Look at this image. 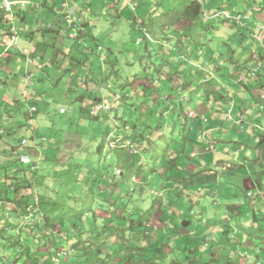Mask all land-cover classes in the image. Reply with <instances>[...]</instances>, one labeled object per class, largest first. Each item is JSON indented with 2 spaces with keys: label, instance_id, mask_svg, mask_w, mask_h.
I'll return each mask as SVG.
<instances>
[{
  "label": "rangeland",
  "instance_id": "obj_1",
  "mask_svg": "<svg viewBox=\"0 0 264 264\" xmlns=\"http://www.w3.org/2000/svg\"><path fill=\"white\" fill-rule=\"evenodd\" d=\"M31 1L33 6L36 0ZM133 1V3L136 4V8L139 7L138 12L140 13L143 12V9L145 10V8L148 6V4L144 3L143 1ZM149 1L151 6L148 7H151L150 9L152 10V15L157 16L159 15L160 11L166 10V17L169 20L174 17V12L172 14L173 7H180V5H178L179 3H185V0ZM199 1L202 3L203 10L208 14L220 10L222 7H226L229 12L234 14H237L239 11L242 12L245 18L244 20L246 22V26H239L238 23L230 22L229 20L222 21L223 17L219 16L215 17V19L212 21L209 20V22L206 20L205 25L200 23L197 28L193 26L195 29L189 28L188 33L190 35L185 37L183 35L185 29H182L180 24L175 25L176 34L174 37H171L170 42L174 43V45L177 42L183 43L182 49L184 50L179 48L178 53V51L174 49L173 45L171 46L170 44L166 43V54L168 55L169 59L173 60L174 63H176V65L180 68H189L182 61L183 59L180 55V53H182L184 59L187 62L190 59L192 64H200L202 67V69H200V67H192V70L188 71L187 75L190 77V80H188L186 88L181 91V96H183L182 101L179 100L178 94H174L175 91L170 89L162 91L161 98L157 97L159 92H157V88L154 87L157 85L156 81L151 82L146 79H134V74L142 69V59H139V55L144 51V38L140 34V31H137L131 26L130 19L128 18L131 10L126 8V6L123 8L125 5L124 1L119 2V5L123 8L122 15L117 19H114L115 16L110 17L111 19H109L107 18L109 14L107 11L110 12L108 6L110 1L84 0L81 2V0H77V3L82 4L85 7L89 6L91 9L93 8L92 13L88 17H91L92 21H90L95 23V26L100 30V33L95 34L96 40L90 39V41H87L86 38L85 42L82 43L81 46L76 44L78 51L77 48L74 47V52L78 55L83 54V57H80L79 61H72V63L70 61L71 56L67 54V48L77 39L69 38V36H78L82 38L85 36L84 34H86V29L80 30L79 32L77 28H73L70 25L63 24L62 22L61 25H59V20L63 21L64 19L62 12L59 11L58 17L52 13L50 14L49 12L48 16L46 17L48 20L45 18L43 19L49 24L48 30L45 29L46 31H43V29L40 30L38 28L36 29L38 31L35 32V35L33 30L24 36L23 32L26 31H24L25 29L21 27L19 20L16 19L15 24L18 28L20 27V36L17 39L19 54L16 55L14 52L13 56L17 57V60L19 61H14V58L11 57L12 55L10 56V52H3V56L0 59V65H3L6 62H15L13 63V66L11 65L12 70H14L15 73L14 75L13 72H10L8 69L2 70L3 73L0 75L2 77H6L7 75L8 77L6 80V86L3 83L0 85V97L3 99L7 98L9 99L8 102H10L6 110L3 108L0 109V186L3 185L2 183L6 177V174H8L10 177H6L5 184L11 181L18 182L22 179L24 171L21 169L15 170L12 167L19 166L20 164L18 161V153L23 150L20 144V138L32 140L30 139V126H32L35 128V132H38L39 136L44 138L45 145L44 148L41 146L39 147L41 152V160L39 161L38 178L33 181L32 188L37 194L41 193V196L45 200L44 208H48L50 213L54 215L61 214L62 209L59 210V208L62 206H71L75 209H81L84 203L89 205H91L93 201H96V203H101L102 198L106 197V194H102V189L105 186L107 189H112V187H114L116 184H121L123 186L122 191L125 192L126 190L132 192V190L135 188L131 197L123 199L124 196L121 197V195H118L117 197L112 196L113 200L116 201V204L114 205L118 206V208H124L122 202L123 199L126 202V207L130 205L132 206V209L135 211V213L146 215L147 210L152 207L153 201L157 199V197L158 199L155 204H159V201L162 199V196L164 197L166 195V192H159V190H156L155 192L158 193L157 195L155 192L150 194V190L154 186H166L164 179H166L168 175H171V163L167 166L165 165L167 167V173H164L165 177L161 181V184L160 178L153 176V170L151 168L155 165V159H160L158 162L160 163L163 156L159 157V155H161L163 151L166 154L167 150L170 152L174 149L177 151V148L180 150L183 149L186 136L188 135V131L186 130L188 125L185 122V119H189L188 117L190 110L198 107L197 103L202 101V93H199L200 89L197 90L200 80L207 79L210 84H213L208 85L207 83L202 82V84H205L204 86L206 87H202L204 92L206 89L208 91L209 86H214L215 88H217L216 86L219 85L225 86L226 80L224 79L227 77L228 80L230 79L231 81H236L238 78L243 76L242 74L244 71H247L246 65L248 62L253 61V67L257 65V63H254V59H250L247 56L252 54L254 55L259 50L264 52V47L260 45V35L251 34L252 39L251 35L250 37L247 35L248 28L254 27L253 21L258 19L256 14H262L259 12V8H257L259 5H261L260 3L262 0ZM45 2L46 3L34 5L33 7L29 5L27 8L23 9L25 10L23 13L27 12L26 15L29 22L33 23L36 16L40 18L41 16H46V7L48 8V6L54 8L52 11L58 10L59 4H57L56 0H47ZM255 2L258 5L257 7H254L256 5ZM68 5L70 9L75 8L73 4ZM56 6L58 7L56 8ZM28 9H30V11H27ZM154 9H157L156 12H153ZM32 10L35 14L31 12ZM2 12L3 11L0 9V16L3 15ZM21 15L22 12L19 16ZM77 15L79 17L78 20L80 22H84L86 14L81 11V13ZM95 17H97V19ZM143 17L145 18V22L150 21V18L148 19V17H145V15ZM203 17L204 16L202 15L201 18ZM207 17L208 16H205L204 18ZM2 19L4 20L5 17L2 16ZM210 22H212V24ZM50 27H52V30ZM242 28V34L247 36L244 41L240 37V29ZM263 28L264 27L260 29L264 31ZM31 35V40L33 39V42H26L25 38H28ZM89 36L91 38L90 34ZM44 37L47 38L45 39ZM183 37H185L186 40L192 39L193 41H199L200 39L199 42H201L202 45L200 46V44L197 43L192 44V42L190 44V42L188 40H184ZM53 38L59 39L60 43L57 44L58 48L61 47L66 50V55L61 53L57 60H55L57 48L55 50H50L48 55H46L45 52L53 42ZM137 40H139L142 45H136L135 41ZM62 43L63 45L61 46ZM64 44L66 49L64 48ZM241 44L243 47H241ZM22 45L30 48L27 50L24 49L25 51L23 50L25 52L24 54H26L24 56L20 52L22 50ZM32 49L38 55H42L45 52L44 60L41 58H35L33 56L35 54L30 55V53L33 52ZM160 49L162 50L161 47ZM187 49L188 52L186 51ZM190 49L192 50V54H190ZM173 50L176 52H173ZM137 51H139L138 54H136ZM7 56L9 58H6ZM219 57L221 62L218 60ZM158 62L159 61H157V63ZM7 63L6 65L8 66ZM111 64H113L115 70H118L117 76L112 75L109 80H106L105 85H102L104 87L110 86L112 88L111 90L108 89L107 91H104L102 86L97 87L93 80L87 81V83H89L88 85L92 87L90 91L92 94L96 93V95L98 94V96H100L103 92V95L110 100V106L112 108L111 115H115L116 111L120 114H124V118L128 121V124L125 127L120 121H117L114 116H112V119L110 117V113H108L109 117L101 114L99 119L96 120L90 119L87 116H81L79 106H77V102L74 101L77 95L85 93L86 88L83 85V80L85 78H82L84 72H89L91 70V72H94L96 75H98L100 71L108 72V70H110ZM58 66L60 68L62 67L64 70L65 67L71 68L74 66L75 68L73 67L69 69V71H73L75 76H72V73L69 74L68 72V74L65 76V79L60 78L61 76L59 75L61 72L58 71V76L55 73V69H60H58ZM190 72H193L192 75H190ZM17 73L18 75H16ZM222 74L225 76V78H223ZM179 77L181 76H178L177 78ZM1 78L0 82H2ZM182 79L184 78L182 77ZM76 82L79 83L78 87ZM217 82L220 83L216 85ZM140 83H144L150 87L148 90V96H145V94L138 91ZM171 83H173V81ZM69 84L71 85L68 86ZM34 88H36V93L35 91H31ZM95 88H97V91ZM171 91H173V94ZM124 92L128 94L127 99L119 100V102L118 100H114L116 95L118 97L122 96ZM169 94L172 96L170 97ZM217 95V97L223 98V96H220V94ZM236 95L237 96L234 97V101L236 102V105H238L237 101L241 100L239 95L242 94L241 92L237 91ZM30 96L33 98L39 108V111L32 117V119H29L25 115V111H28V105L24 103L26 102L24 99L31 98ZM152 97H154V102H152ZM16 100H19V103H17ZM88 101L89 99L87 98L82 103L87 104ZM174 102L177 104V106L176 104L174 105ZM61 106L66 107V112L63 114L58 113V109ZM160 106H164L162 114H160ZM174 106L176 107L173 109ZM181 107L183 108L181 109ZM238 108L240 107L236 106L235 110H238ZM246 111L247 115H250L253 110ZM138 115L141 116L139 117ZM134 120L136 128H132ZM228 124L229 123H226L224 125L229 126ZM150 125L152 126L153 130L148 131L150 130ZM133 129L135 130L133 131ZM106 130L110 131L111 133L108 137H106ZM129 133L135 134L136 136L141 135L142 138L144 137V139L148 138L150 135V141H153L151 144V150L148 153L149 157L143 156V160L141 158H134L136 164L134 168H137L139 163L144 161V165L141 166V169H143V171H141V175L134 178V180H130L131 178L129 173L131 170L129 166L133 164V162H131L133 157L126 155L127 152L124 154V151L118 147H116L114 150L109 148L111 140L118 143V140L121 139L120 135L124 136V134ZM252 140L253 139L251 138V141L249 142L251 145H253ZM103 142H105V145L102 152H100L97 147ZM13 146L16 147L15 151L12 148ZM188 149L190 150L189 147ZM108 155L109 158L107 157ZM254 161L255 160L251 158V160L247 162H250V164L253 165ZM158 163L156 166H159ZM3 166L7 167L6 171ZM116 167L122 170V175L115 174L114 168ZM15 168L17 169L18 167ZM247 168L248 170L250 168L248 164ZM163 169H161V173L163 172ZM247 172L254 178V182H256L258 181L257 178L262 176L264 169H262L261 172L258 171L256 173H253V171ZM173 176L169 178H174ZM96 177H99V181L97 180V182H93ZM110 177L115 178L113 184H107V180ZM148 179L150 182H153V180L157 181L158 179L157 182H159V184H147ZM222 185L220 193L224 192L225 185L230 186L229 184ZM23 190H25V188H23L22 191ZM91 191L93 194L90 193ZM87 192L90 193H88L89 196H87ZM204 192L205 193L202 196L195 198H198V201L203 200L204 197L208 195L206 191ZM9 195L11 196L12 193H9ZM219 198L221 201H217L216 205L212 206V213H210L209 216H216L217 221L221 219L220 221L222 223H226L227 218L226 209L224 207L225 204L222 200L223 197L219 196ZM192 199L193 202L196 201L194 197ZM206 200L210 201V205L213 204L211 200L205 198L204 201ZM162 201H165V199ZM0 202V206H4L5 209L10 207V203H8V201L3 200ZM189 203L191 202L189 201ZM92 208L94 212H98L97 209L91 206V209L87 210V215L78 217L69 216V218H72V221L80 222L81 224L89 226V223H92L94 219ZM5 209L4 211L7 212L8 209ZM186 209V218L192 221L196 228L188 229L182 227V229L188 230L197 236V239L194 238L193 240L188 238L191 239L188 241V245H194V240H196L195 242H198L199 244L200 242H203L205 239V234L209 232L208 227H210V225L207 215L204 212L199 213L200 209L198 210L197 206L187 204ZM159 210H161V208L157 209L155 215L152 216L148 221L141 223V226L136 224L134 235H132V231L126 232V234H124V237L126 238L118 239L119 241L125 242V245L118 243V241L114 243L115 246H119L118 250L120 251L118 254L114 253L115 255L112 253L110 254L112 246H114L111 245L110 238L113 236V233L110 231L109 227L105 226V224L99 221L100 219L97 220L96 229L98 232V240L102 242L100 253H98V258L101 260L108 257L111 259L109 264H116L124 255L129 253V251L126 250V246L128 244L137 246L136 244L140 243L139 238L142 237L141 232L143 229H149V232L157 233L158 229L166 226L167 222L164 219H161V216L158 217V219L155 218L156 216H159ZM199 214H201L202 218L204 219L203 226L199 221ZM0 219L4 221L3 223L16 221L12 215H3V217L0 216ZM173 219L174 218H171L170 221ZM114 222L115 219L111 221V224H114ZM215 223L214 225H216ZM234 223L235 222L233 221L231 226H234ZM226 224L228 225V223ZM24 226L25 225L22 226V231H28L29 228ZM144 226H147V229L144 228ZM72 227V225L71 227H68V230H70ZM54 229H56L55 226ZM174 230L181 232L179 229ZM54 232L55 234H58V232ZM72 233L73 231H69L70 235H72ZM34 235L40 240L44 238L43 235L45 234L36 233ZM36 237L34 240L37 239ZM133 238L136 239L134 240ZM25 239L26 238H24V242L27 241V239ZM2 240L6 241L4 238ZM5 244L6 242H0V255H2V257L0 256V264H37L38 258L35 256L25 262V257L18 255V250L12 249ZM23 245L25 246L27 243H24ZM29 245L32 246L34 250H40V245L38 243L30 242ZM61 246H63V248L67 247V239L61 240V242L58 244V247ZM164 246L166 245L164 244L163 248ZM246 250L249 251L250 258H252L253 254L255 255L258 253L252 252V248H246ZM259 256V260L264 264V253L260 254ZM81 259L82 258L79 257L77 258V261H81ZM223 263L224 262H218L217 264Z\"/></svg>",
  "mask_w": 264,
  "mask_h": 264
},
{
  "label": "crops",
  "instance_id": "obj_2",
  "mask_svg": "<svg viewBox=\"0 0 264 264\" xmlns=\"http://www.w3.org/2000/svg\"><path fill=\"white\" fill-rule=\"evenodd\" d=\"M140 1L143 0H139V2ZM255 4V6H252L257 7L258 5L256 2ZM260 4L261 5L257 8H259V12L262 14H256L258 19L253 21L254 27L248 28L247 35L250 37L251 34H258L264 42V32L257 26H264V0H262ZM57 7L58 6H56V8ZM30 9L27 11H30ZM52 9L54 8L51 6H48V8L46 7V16H41V18L36 16L33 23L27 20V12L23 13L24 17L20 19L21 27L26 31L23 32V35L25 36L33 30L35 35V32L38 31L36 29L39 28L41 30L45 25L49 27L48 22L43 19L45 18L48 20L46 17L49 12L57 17L59 15L58 10L52 11ZM31 12H33V10ZM117 18L118 17H115L114 19ZM84 22L85 23L81 26V30L89 29L91 22L89 20ZM58 24L61 25L60 20ZM50 28L52 30V27ZM92 31L95 34L100 33V30L97 27ZM242 31L243 28L240 29V37L244 41L247 36L242 34ZM31 38L32 35L25 38V41L31 43L33 42V39L31 40ZM44 38L46 39L47 37ZM83 38L82 43H84L86 39L85 37ZM57 39L53 38V42L50 46L48 45L49 47L45 51L46 55H48L50 50H55L57 48L55 60H57L61 53L66 55V50L57 47V44L60 43L59 39L58 41ZM62 45L63 43L61 46ZM74 47L75 43L67 48V54L69 55V53H71V61H76V58L80 59V57H83V54L78 55L74 52ZM241 47H243L242 44ZM64 48L66 49L65 44ZM12 49V51H9L10 56L12 55L11 57L14 58V61H19L17 60V57L13 56L14 47ZM24 49L27 50L30 48L22 45V53H25ZM32 51L33 52L30 53V55L35 54L33 55L35 58H41L44 60L45 52L42 55H38L33 49ZM2 56L3 53H0V59ZM247 57L254 59V63H260L262 59H264V52L259 50L254 55L252 54ZM6 58L9 57L7 56ZM218 60L221 62L220 57ZM6 63L0 65V75L3 73L2 70L5 69L13 72L14 75L15 73L14 70H12L11 65L13 66V63L15 62L7 63L8 66ZM246 67L247 71H244L242 74L243 76L236 81L228 80L227 77L224 79L226 80L225 86L219 85L216 86L217 88L209 86L208 91L199 92L202 93V101L197 103L198 107L191 109L193 110L192 117L194 120L190 121L193 125L190 126V128L192 129L194 136L191 145H189L190 150L189 152L182 154L179 161H173L170 165L171 168L178 171V177L176 176V178H172L171 183H169V179L168 183L166 182V186H154L150 190L151 192L149 191L150 194H153L156 190H159V192H166V195L164 197L162 196L159 204H155L158 199L157 197V199L153 201L152 207L150 206L151 208L145 212L150 219L155 215L157 209L161 208V210H159V216H156L155 218L158 219V217L161 216V219H164L167 222V225L164 224L165 222L162 220L164 222L163 224L166 226L158 229L157 233L149 232V229L142 230V233L144 232L150 235L146 241L149 238L152 241L154 236H156V238L162 236V243L163 245H166L163 248L166 258L162 260V264H217L218 262H224L223 264H263L259 260V255L264 253V172L261 177L259 176L257 178L258 181L254 182V178L249 175L247 171H253V173H256L258 171L261 172L262 169H264V82L258 77H253V75L249 73L250 69L253 67V61L248 62ZM59 68L60 67L58 66V69ZM58 71L61 72L59 76L64 79L68 72L69 74L72 73V75H75L73 71L64 70L62 67L59 70L55 69L56 75L58 74ZM86 73L88 72H84V74ZM16 75H18V73ZM222 76L225 78L223 74ZM1 77L2 76H0V78ZM7 79V75L6 77H2L0 85L3 83L6 86ZM83 81V85L87 89H85V91H88L90 86L86 80ZM76 83L75 84L78 87L79 83ZM217 83L219 84L220 82ZM70 85L71 84L68 86ZM35 90L36 88L31 91L34 92ZM237 91L242 94L239 95L241 100L237 101L238 105H236V102L234 101V97L237 96ZM217 94H220L223 98L217 97ZM8 100L9 99L7 98L3 99L0 97V109L8 108ZM232 101H234L232 109L233 120L230 121L226 110L232 105ZM76 104L80 108V101ZM260 104L263 105L262 108L259 107ZM236 106L240 108L235 110ZM246 110L253 111L250 115H247ZM226 123H229V126H225L224 124ZM254 124H260L263 131L254 126ZM251 138L253 139V145L249 143ZM40 142H42L41 147L44 148V140ZM38 151H40V149ZM251 158L255 160L253 165H251L250 162H247L250 161ZM247 164L250 167L249 170ZM194 172L200 173L192 179L195 180L200 178L201 180H204L206 184H199L197 183V180H195V183L197 184L194 182L192 184H185L187 178L191 177V174ZM222 184H229L230 186L225 185L224 192L220 193L221 187L223 186ZM134 189L132 190L131 195H133ZM111 190L116 191L111 195V197H115L117 196L118 191L122 192L123 186L121 184H116ZM204 191H206L208 195L204 197L203 200L198 201V198L195 197L202 196L205 193ZM156 194L158 195V193ZM219 196L223 197L222 200L226 209V223H228V225L222 223L220 221L221 219L217 221L216 216H209V214L212 213V206L216 205L217 201H221ZM193 197L196 200L195 202H193ZM205 198L211 200L213 204L210 205V201H204ZM164 199L165 201H162ZM189 201L191 203H189ZM187 204L197 206V209H200L199 213H206L208 218L210 225V227H208L209 232L205 234V239L199 244L194 240V245H188V241L191 239L193 240L194 238L197 239V236L188 230L182 229V227L188 229L196 228L192 221L186 218L185 213L187 211ZM126 208L132 211H129V214L134 221L133 225L138 224L141 226V223H144L143 220L146 215L135 213L130 205ZM171 218L174 219L170 221ZM199 218V221L203 226L204 219L201 214H199ZM233 221L235 222L234 226H231ZM116 222H119V219H115V224H118ZM214 223L216 225H214ZM145 228L147 229V226H145ZM173 228L179 229L181 232H177ZM136 245L140 246V244ZM116 247L118 250L119 246L117 245ZM246 248H252V252L258 253L255 255L253 254L252 258H250L249 251L246 250ZM139 250L142 251L141 248ZM118 252L119 250L116 251V253ZM159 262H161V259Z\"/></svg>",
  "mask_w": 264,
  "mask_h": 264
},
{
  "label": "trees",
  "instance_id": "obj_3",
  "mask_svg": "<svg viewBox=\"0 0 264 264\" xmlns=\"http://www.w3.org/2000/svg\"><path fill=\"white\" fill-rule=\"evenodd\" d=\"M45 1L47 0H36L34 4L35 5L43 4V3H46ZM119 2L121 1L111 0L109 2L108 6L110 9V12L107 11L109 13L107 18L111 19L110 18L111 16L120 17L122 15V11H123L122 9L125 7V5L122 8V6L119 5ZM143 2L148 4V6H151V3H149L150 2L149 0H143ZM178 5H180V7L179 6L173 7L172 14L174 12V17H172L170 20L167 19L166 17V13H167L166 10L160 11L159 15L155 16V15H152V10L150 9L151 7H148V6L145 8V10L143 9L144 13L138 12L139 11L138 10L139 7H138L137 8L138 11L131 12L128 17L130 19L131 26L135 28L137 31H140V34L144 38V44H143L144 51L143 53L139 55V59H142L141 61L142 69H140L139 72L134 74L135 76L134 79H138V80L146 79L151 82L156 81L157 85L154 87L157 88V92H159L157 97H160V98L162 97V94H161L162 91H166L169 89L175 91L174 94L175 93H177L178 95L179 93L181 94V91L186 88L188 80H190V77L187 75L188 71H191L192 67H196L193 64H191L190 60H188L187 62L184 59V56L182 55V53H180L183 59L182 61L189 68H186V69H184V67L180 68L179 66L176 65V63H174L173 60L169 59L168 55L166 54V43L170 44L171 46L173 45L174 49L178 51V53H179V48L180 49L183 48V43L177 42L174 45V43L170 42L171 37H174V35L176 34L175 25L180 24L181 28L185 29L183 32V35L185 37L186 36L188 37L190 35L188 33L189 28H192V29L194 27L197 28V26L200 23L201 24L203 23V25H205L206 20L208 22L209 20L211 21L213 20V19H205L204 17L201 18L204 11L202 7V3L199 0H185V3L182 2V3H179ZM156 10L154 9L153 12H156ZM23 11L25 10H19V11L14 12V21L17 19L20 22V19L24 17ZM21 12H22V15L19 16ZM2 14H3L2 16L4 17V11L2 12ZM136 15L137 17H139L140 20H137ZM144 15L145 17H148V19L150 18V21L145 22V18L143 17ZM2 16H0V35L5 36L8 33L9 25L6 24L5 19L4 20L2 19ZM222 21H226V20L223 18ZM72 23L80 32V30L82 29L81 26L83 24H80L77 21L72 22ZM210 23L212 24V22ZM44 27L42 28L43 31H46L45 29L47 30L49 29V27L46 25ZM95 27H96L95 23L91 22L89 29H87L86 34H84L85 35L84 37L87 38V41H90V39L96 40L95 38L96 35L92 31ZM89 34L91 35V38ZM146 34H149L150 38L146 37ZM185 37H183L184 40H186ZM79 38L80 37L76 38L77 40L74 42L75 47H76V44L80 46L82 45V41L84 38L83 37L80 39ZM187 40L190 42V44L192 42V44L197 43V44H200V46L202 45L201 42H199L200 39L199 41H193L192 39H187ZM139 45H142V43L140 42ZM160 47L162 48V50L160 49ZM175 50H173V52H176ZM186 51L188 52V49ZM86 53H89V52H86ZM138 53L139 51L136 52V54ZM15 54H19V53L15 52ZM190 54H192L191 49H190ZM69 55L71 56V53H69ZM76 61H79V59L76 58ZM157 61L159 62L157 63ZM73 67L74 66H72L71 68ZM71 68L65 67V70H69ZM117 71L118 70L117 69L115 70V67L113 66V64H111L110 70H108V72L100 71L99 74L96 75L94 72H91L90 70L88 73L83 74L82 78L83 79L85 78L84 80L86 81L93 80L96 86L100 87L102 85H105L106 80L107 79L109 80V78L112 75L117 76V73H118ZM192 73L193 72H190V75H192ZM178 76H181V77L177 78ZM182 77L184 79H182ZM201 80H204V79H201ZM172 81L173 83H171ZM205 83H207L208 85L210 84L208 81H205ZM139 85L140 86L138 87V91L145 94V96L146 95L148 96L149 95L148 90L150 89V87H148L144 83H140ZM210 85H213V84H210ZM202 87H205V86H203V84L200 83L197 87V90L200 89L201 91H204ZM91 88L92 87H90V89L84 94L77 95L74 101L75 102L80 101L79 111L81 113V116L83 117L87 116L90 119L96 120V119H99L100 116L92 117L90 116L89 111H90L91 105L94 102L98 101L100 97L98 96V94L96 95V93L92 94V92H90ZM108 89L111 90L112 88L110 86H106L104 88L105 91H107ZM95 90L97 91V88H95ZM205 91H207V89ZM87 98L89 99L88 103L87 104L82 103ZM127 98H128V94L124 92L122 96H119L118 102L119 100H124ZM151 99H152V102H154V97H152ZM16 101L17 103H19V100H16ZM24 101H26L24 103L27 104L28 107L30 106L35 107L34 111H29V108H28V111H25V115L29 119H32V117L39 111V108L32 97L25 98ZM9 103L10 102H8V105ZM175 104L176 103L174 102V105ZM176 106H174L173 109ZM159 108L161 109L160 114H162L164 106H160ZM4 109L6 110L7 108H4ZM138 116L140 117L141 115H138ZM114 117L117 119V121H120L124 127L128 124V121L124 118V114H120L116 111V114L114 115ZM135 126L136 125H135V120H134L132 124V128H136ZM149 128L150 130L148 131L153 130L151 125ZM30 129H31L30 139H33L35 137L42 138L39 136L38 132L37 133L35 132L34 127L30 126ZM134 130L135 129H133V131ZM109 134H110V131L106 130V137ZM20 140H22V138H20ZM125 140L129 141L130 142L129 144H135V142L142 144L143 141L145 140L146 144L145 145L143 144L138 149H141L143 153H146L147 151L151 150L152 141H150V139H144V137L142 138L141 135L136 136L135 134H130V133L124 134L123 141ZM104 145H105V142L100 143L97 149L100 152H102ZM38 146L39 147L42 146V142H40ZM12 148L15 151L16 147L13 146ZM22 149L23 150H21L18 153V161H19V155L21 153H27L34 157H36V154L38 153L41 154V152L38 151L40 148L38 150L35 149V146H33L32 143H28L25 146H22ZM121 149L122 151H124V154L125 152H127L126 155H130L133 157L131 161L133 162V164L129 166V168L131 169L129 171L130 178H132L134 175L139 177L141 175V171H143V169H141V166L144 165L143 164L144 161L140 162L137 168H134L136 165L135 159L137 158L138 153L132 152V149H130L131 151L125 150L123 148ZM19 163H20L19 166H15V167H18L17 169L15 167H12V168H14L15 170L21 169L24 171V175L22 179L18 182L11 181L5 184L6 177H10L8 174H6V177L2 183L3 185L0 186V201L4 200L10 203V207L6 208L8 209L7 212L4 211L5 209L4 206H0V216L3 217V215L4 216L12 215L14 219L16 220L13 222L3 223L4 221L0 219V239L4 238L6 240V241H3L1 239L0 242H3V243L6 242L5 244L6 246H9L12 249L18 250V255L24 256L25 262H27L28 260H30L32 257L35 256L36 258H38L37 264L38 263L39 264H54L50 260L52 252L63 249V246L58 247V244L61 242L62 239H67V247L64 248L65 249L64 251L66 252V254L61 259L62 263L64 264H109L111 259H109L108 257L101 259V260L98 258V255H99L98 253H100V248L102 245V242L98 240V232L96 229V221L99 219H100L99 221L105 224V226L109 227L110 231L113 233V236L110 237L111 245H114V243L117 241L118 243L125 245V242L119 241L118 239L126 238L124 237V234H126V232L132 231L133 233L132 235H134L135 225H133L134 221L132 220V216H130L129 214V211L131 210L126 208V205H125L126 202L123 200L127 197L132 196L131 195L132 193L129 192L128 190H126V192L125 191L117 192V196L118 195H121V197L124 196V198L122 199L123 206H124L123 209L118 208V206L114 205L116 204L115 203L116 201L113 200L111 195H113L116 191L111 190V189L109 190L105 186L102 189V194L103 193L106 194V197L102 198L101 203H96V201H93L91 205L84 203L81 209H75V208H72L71 206H62L61 208H59V210L62 209V213L58 215H54L49 212L48 208H44L45 200L41 196V193L35 194L32 188L33 181H35L38 178L39 166L34 165L35 162L29 163L26 165L20 161ZM3 167L6 171L7 167L6 166H3ZM197 175L193 174L192 176L196 177ZM97 180L99 181V177H96L95 180H93V182H97ZM195 180H197L198 181L197 183L199 184L204 183V180H201L200 178L199 179L197 178ZM195 180L191 178L187 181L186 184H192L193 182L195 183L196 182ZM107 184H110L108 180H107ZM160 186L158 185V187ZM23 188H25V190L22 191ZM9 193H12V195L10 196ZM88 193L89 192H87L86 194ZM90 193L93 194L92 191ZM89 194L87 196H89ZM36 200L38 201L37 206H35ZM4 205H5V202H4ZM29 205L31 206L33 205L32 210H31L32 212L31 217L25 218L26 214H28L26 211ZM91 206L97 209L98 212L97 213L94 212L92 208L94 219L92 223H89V226L85 224H81L80 222L72 221L71 220L72 218H69V216L78 217L82 215H87L88 213L87 210L91 209ZM117 218H119L118 224H115V222L114 224H111V221ZM148 220H149V217L146 215L143 222H146ZM19 223H23V225H25L24 227L29 228L28 231L26 232L22 231L23 225L20 226ZM71 225L74 228L72 227L70 230H68V227H71ZM54 226L56 227V229H54ZM54 231L58 232V234L57 233L55 234ZM69 231H73L72 235L69 234ZM36 233L38 234L44 233L45 234L43 235L44 238L39 240V238L34 235ZM132 235H131V238H132ZM35 237L37 239L34 240ZM148 237H150L149 234L143 232L142 237L139 238L140 246H135V245L132 246L128 244L126 246V250H128L129 253L124 255L119 260V262H117L116 264H162V260L166 258V255L163 251V243H162V238H161L162 236L160 238H156V236H154L152 241L150 238L146 241ZM24 238L27 239L26 242H24ZM30 242L38 243L40 245V250L38 251L34 250V248L29 245ZM24 243H27V245L24 246L23 245ZM116 248H117L116 246H114V248L112 246L110 254L111 253L118 254L120 251L116 253V251H118ZM140 248L142 249V251L139 250ZM0 256L2 257V255ZM79 257L82 258L81 261H77V258ZM160 259H161V262H159Z\"/></svg>",
  "mask_w": 264,
  "mask_h": 264
},
{
  "label": "clouds",
  "instance_id": "obj_4",
  "mask_svg": "<svg viewBox=\"0 0 264 264\" xmlns=\"http://www.w3.org/2000/svg\"><path fill=\"white\" fill-rule=\"evenodd\" d=\"M58 3L57 4H59V8H58V12L60 11V12H62V14H63V21H61L63 24H67V25H70L71 27H73V28H76L75 26H74V24L72 23V22H75V21H77L78 23H80V24H83V23H85V22H83V21H79L78 20V15L77 14H80L81 13V11L84 13V14H86V18H85V20L84 21H90V20H92L91 19V17H88L89 15H90V13H92V10H91V8L89 7V6H87V7H85L84 5H82V4H79V3H77V0H56ZM84 0H81V2H83ZM108 1H111V0H108ZM119 1H124L125 2V5H126V8H128L129 10H131V12H133V11H136L137 10V8H136V4H134L133 2V0H119ZM32 1L30 0V4H28L27 6H29V5H31L32 6ZM64 3H66V5H64L63 6V4ZM68 4H73L74 5V7L75 8H73V9H70L69 8V5ZM27 6L25 7V8H27ZM34 6V5H33ZM24 8V9H25ZM131 8V9H130ZM135 8H136V10H135ZM223 9H225V10H227V8L226 7H222L220 10H223ZM2 10V9H1ZM23 10V9H22ZM123 10V9H122ZM220 10H217V11H214V12H212V13H210V14H208V13H206L204 10V12H203V16L205 17V16H208L207 18H205V19H215V17H219V16H221V17H223L225 20H229L230 22H234V23H238L239 24V26H242L243 25V27H245L246 26V22L244 21V15L242 14V12H238L239 14H241V16H242V18H241V22H238V21H235V20H230V19H227V18H225L223 15H221L219 12H220ZM3 11V10H2ZM228 11V10H227ZM231 13V12H230ZM237 13V14H238ZM5 14V13H4ZM59 14V13H58ZM66 14H69V16H70V19H69V22L67 21V18H66ZM5 17V16H4ZM96 19H97V17H95ZM136 18H137V20H140L139 19V17H137V15H136ZM5 21H6V19H5ZM91 22V21H90ZM14 23H15V21H14ZM16 25V24H15ZM258 26V25H257ZM260 26V25H259ZM258 26V28H261L262 29V27H264V26H260L259 27ZM66 27V26H65ZM16 28L18 29V32H19V34H18V37L20 36V27L18 28L17 26H16ZM264 29V28H263ZM263 31V30H262ZM264 32V31H263ZM2 36V35H1ZM6 36L7 35H5V36H2V39L5 41L6 40ZM68 36H69V34H68ZM146 37H148V38H150V35L149 34H146ZM69 38H78V36H69ZM259 38H260V45L261 46H263L264 47V42H263V39L259 36ZM80 39V38H79ZM135 44L136 45H139L140 44V41L139 40H137V41H135ZM260 46V47H261ZM3 47L4 46H2L1 48H0V53H3V52H9V51H12L13 49V47H14V52H18L19 51V46L16 44V45H12L7 51H3ZM3 51V52H2ZM21 52V54H23V55H26V54H24V53H22V51H20ZM190 60V59H189ZM192 64V63H191ZM194 65V64H193ZM263 65H264V59H262V61L260 62V63H257V65H255L253 68H251L250 69V74L251 75H253V77H258V78H260L263 82H264V75L262 74V68H263ZM194 66H196L197 68H199L200 67V69H202V67H201V65L200 64H196V65H194ZM205 81H208L207 79H204V80H200V83H202V82H205ZM216 81V80H215ZM209 82V81H208ZM205 85V84H204ZM203 85V86H204ZM216 85H218V83H216ZM214 87V86H213ZM103 89L105 88V87H102ZM101 89V88H100ZM105 91V90H104ZM85 92H87V91H85ZM172 93H173V91H171ZM200 92H204V91H201L200 90ZM170 95V97H171V94H169ZM182 94H180L179 93V95H178V97H179V100L180 101H182V99H183V96H181ZM100 97V99H98V101H96V102H94L92 105H91V107H90V111H89V114H90V116H100L102 113H104V114H106V116L107 117H109L108 116V113H110V115H111V113H112V111H111V106H110V100L106 97V96H104L103 95V92H102V94L99 96ZM118 96L116 95L115 97H114V100L115 101H117L118 100ZM233 106H234V104H233V102H232V105L226 110V113H227V116H228V118H229V120L230 121H232L233 120V117H232V109H233ZM31 107V106H30ZM30 107H28L29 108V111H30ZM259 107L260 108H262L263 107V105H259ZM181 108H183V107H181ZM60 109H64V111L63 112H61L60 111ZM58 112H59V114H63V113H65L66 112V108L64 107V106H61V107H59V109H58ZM192 115H193V110H190V112H189V119H185V122L187 123V125H188V127H186V130L188 131V135L186 136V141H185V143H184V146H183V149L182 150H180L179 148H177L178 150L176 151V149H174V150H172V151H170L169 152V150H167L166 151V154L164 153V151H163V153L161 154V155H159V157H162L161 158V161H160V163H158L159 162V160L160 159H155V165L151 168L153 171H152V174H153V176H156L157 178H160V184H161V181L164 179V177H165V172L167 173V165H169L171 162H177V161H179V159H180V156L182 155V154H184V153H186V152H189V149H188V147H189V145H191V142L193 141L192 140V138H193V136H194V134H193V131H192V129L190 128V126H193L192 125V123L190 122V121H193L194 119H193V117H192ZM112 116H114L113 114L110 116L111 118H112ZM113 119V118H112ZM254 126H256V127H258L261 131H263V128H262V126H260V124L258 125V124H254ZM0 132H1V130H0ZM111 134V133H110ZM109 134V135H110ZM108 135V136H109ZM193 135V136H192ZM107 136V137H108ZM123 137L124 136H122V135H120V140H118L119 142L117 143V142H115V141H113V140H111L110 141V144H109V148H111V149H115L116 147H118L119 149H121V148H123V149H125V150H130V149H132V152H137L138 153V155H137V158H141L142 160H143V156H148L149 157V155H148V153H149V151H147L146 153H143V155H142V150L141 149H138L140 146H142L143 144L145 145L146 144V141L144 140L143 141V143L142 144H139V143H135V144H129L130 142L129 141H123ZM22 139H25V138H22ZM146 139H150V135L148 136V138H146ZM27 140V139H26ZM42 140H44V138H33L32 140H27V143L26 144H28V143H32L33 144V146H35V149H39V146H38V144H40L39 142L40 141H42ZM153 142V141H152ZM20 144H21V146H25L26 144H22L21 143V140H20ZM152 144V143H151ZM131 151V150H130ZM178 155V156H177ZM108 158H109V155L107 156ZM40 159H41V154H36V157H34V156H31V155H29V154H27V153H21L20 155H19V161L20 162H22L23 164H29V163H33V162H35V164L34 165H38L39 166V161H40ZM159 164V166H156V164ZM166 165V166H165ZM163 167H164V169H163ZM166 167V168H165ZM161 169H163V172L161 173ZM114 171H115V174L116 175H122L123 174V172H122V170L120 169V168H118V167H116V168H114ZM170 172H171V175H168V177L167 178H169V177H171V176H173V177H175L176 178V176H177V174H178V171L176 170L175 171V169H173V168H171V170H170ZM200 172H198V173H192L191 174V177H189V178H187V181L189 180V179H191V178H194L192 175L193 174H195V175H197V174H199ZM137 176H133L130 180H134V178H136ZM178 177V176H177ZM164 179L165 180V182H167L168 183V181H169V179H170V182L169 183H171V180H172V178H169V179ZM143 180H145V179H143ZM108 181H109V183L110 184H113V182L115 181V178L114 177H110V178H108ZM146 181V180H145ZM157 181H158V179H157ZM156 180H153V182H150V180L148 179L147 180V184H159V182H157ZM187 183V182H186ZM185 183V184H186ZM202 184H206V182L204 181V183H202ZM35 194H37L36 192H35ZM38 198V197H37ZM36 203V205L35 206H37V204H38V201L36 200L35 201ZM64 249V248H63ZM65 250V249H64Z\"/></svg>",
  "mask_w": 264,
  "mask_h": 264
},
{
  "label": "built area",
  "instance_id": "obj_5",
  "mask_svg": "<svg viewBox=\"0 0 264 264\" xmlns=\"http://www.w3.org/2000/svg\"><path fill=\"white\" fill-rule=\"evenodd\" d=\"M28 4H30V0H0V9H2L4 11L6 24L9 25V29H8V33H7L5 41L2 39V36L0 35V48L2 46H4L3 51H7L12 45L17 44L19 32H18V29L16 28V25L14 23V12L24 9ZM64 5H66V3H64L63 6ZM219 13L227 19L241 22L242 16L239 13L238 14H232L225 9L220 10ZM66 18H67V21L69 22V19H70L69 14H66ZM262 69H263L262 74L264 75V65H263ZM34 110H35V107L31 106L30 111H34ZM60 111L63 112L64 109H60ZM21 143L26 144L27 140L22 139ZM32 206L31 205L28 206L27 211H26L28 214H26L25 218L31 217ZM19 225L21 226V225H23V223H20ZM65 254H66V252L64 251V249H60L59 251L58 250L54 251L51 254L50 260L54 264H64L61 262V259H62V257L65 256Z\"/></svg>",
  "mask_w": 264,
  "mask_h": 264
}]
</instances>
